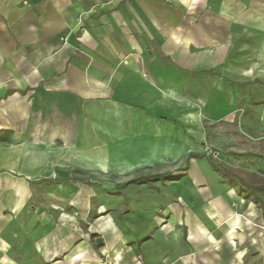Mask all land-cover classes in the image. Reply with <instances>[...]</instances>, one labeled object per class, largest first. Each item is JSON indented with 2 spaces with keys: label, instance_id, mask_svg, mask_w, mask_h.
<instances>
[{
  "label": "crops",
  "instance_id": "0c3cea01",
  "mask_svg": "<svg viewBox=\"0 0 264 264\" xmlns=\"http://www.w3.org/2000/svg\"><path fill=\"white\" fill-rule=\"evenodd\" d=\"M259 75L264 0H0V264H264L204 156Z\"/></svg>",
  "mask_w": 264,
  "mask_h": 264
},
{
  "label": "rangeland",
  "instance_id": "374dc122",
  "mask_svg": "<svg viewBox=\"0 0 264 264\" xmlns=\"http://www.w3.org/2000/svg\"><path fill=\"white\" fill-rule=\"evenodd\" d=\"M242 84V96L246 88H253V101L239 100L240 117L237 123L213 125L207 121L209 135L204 156L211 158L217 166L223 187L230 186L235 191L237 199L232 202L233 215L235 213L250 226L264 231V207L256 203V197H260L264 203V188H261L264 186V134L261 135L256 129L259 128L260 108L264 103V79L259 75L252 83ZM245 119L252 122L246 123ZM213 188L216 192L220 191L217 186ZM249 216L252 218L249 219ZM228 219L225 220L227 224L234 222L232 218Z\"/></svg>",
  "mask_w": 264,
  "mask_h": 264
},
{
  "label": "trees",
  "instance_id": "16d2710c",
  "mask_svg": "<svg viewBox=\"0 0 264 264\" xmlns=\"http://www.w3.org/2000/svg\"><path fill=\"white\" fill-rule=\"evenodd\" d=\"M154 177L159 178L161 176H154ZM163 177H168V176H163ZM146 179H148V178L140 177V178L134 179L132 181L136 182V183H141V182H144ZM261 188H264V186H261ZM256 203H257V206L264 207L263 200L260 197H256Z\"/></svg>",
  "mask_w": 264,
  "mask_h": 264
},
{
  "label": "water",
  "instance_id": "95a60500",
  "mask_svg": "<svg viewBox=\"0 0 264 264\" xmlns=\"http://www.w3.org/2000/svg\"><path fill=\"white\" fill-rule=\"evenodd\" d=\"M96 242H97L98 244H102V243H103V240H102L101 237H98V238L96 239Z\"/></svg>",
  "mask_w": 264,
  "mask_h": 264
}]
</instances>
